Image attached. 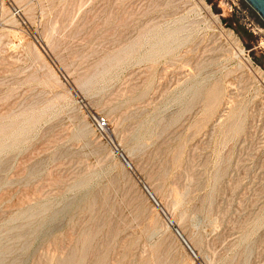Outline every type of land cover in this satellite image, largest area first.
Masks as SVG:
<instances>
[{
    "label": "rangeland",
    "instance_id": "374dc122",
    "mask_svg": "<svg viewBox=\"0 0 264 264\" xmlns=\"http://www.w3.org/2000/svg\"><path fill=\"white\" fill-rule=\"evenodd\" d=\"M0 264H264L246 0H0Z\"/></svg>",
    "mask_w": 264,
    "mask_h": 264
},
{
    "label": "water",
    "instance_id": "95a60500",
    "mask_svg": "<svg viewBox=\"0 0 264 264\" xmlns=\"http://www.w3.org/2000/svg\"><path fill=\"white\" fill-rule=\"evenodd\" d=\"M264 20V0H246Z\"/></svg>",
    "mask_w": 264,
    "mask_h": 264
},
{
    "label": "built area",
    "instance_id": "2783aa9c",
    "mask_svg": "<svg viewBox=\"0 0 264 264\" xmlns=\"http://www.w3.org/2000/svg\"><path fill=\"white\" fill-rule=\"evenodd\" d=\"M97 122H98V126L101 128L106 126V121L102 118H99Z\"/></svg>",
    "mask_w": 264,
    "mask_h": 264
}]
</instances>
